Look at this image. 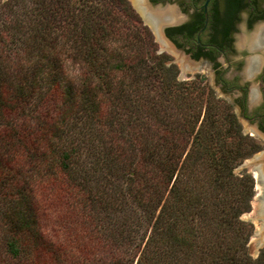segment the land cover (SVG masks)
<instances>
[{"label": "trees", "instance_id": "1", "mask_svg": "<svg viewBox=\"0 0 264 264\" xmlns=\"http://www.w3.org/2000/svg\"><path fill=\"white\" fill-rule=\"evenodd\" d=\"M127 0H0V264H264L256 150Z\"/></svg>", "mask_w": 264, "mask_h": 264}, {"label": "flooded vegetation", "instance_id": "2", "mask_svg": "<svg viewBox=\"0 0 264 264\" xmlns=\"http://www.w3.org/2000/svg\"><path fill=\"white\" fill-rule=\"evenodd\" d=\"M203 2L204 0H133L132 3L150 26H161V36L158 38L163 47L174 52L182 67L189 66L193 70L194 79L207 82L213 95L228 104L239 123L241 133L255 140L257 148L252 155L256 153L258 160L252 167L255 169L254 181L260 183L255 193V214L258 227L262 230L260 237L264 239V115H255L248 119L241 116L244 87L231 86L225 89L217 78L226 67L222 53L214 46L196 42L195 34L203 24ZM260 91L264 99V89L260 88Z\"/></svg>", "mask_w": 264, "mask_h": 264}, {"label": "water", "instance_id": "3", "mask_svg": "<svg viewBox=\"0 0 264 264\" xmlns=\"http://www.w3.org/2000/svg\"><path fill=\"white\" fill-rule=\"evenodd\" d=\"M202 14L195 40L222 53L226 67L217 78L225 89L244 87L241 116L264 115V0H204ZM151 28L161 36L160 25Z\"/></svg>", "mask_w": 264, "mask_h": 264}, {"label": "rangeland", "instance_id": "4", "mask_svg": "<svg viewBox=\"0 0 264 264\" xmlns=\"http://www.w3.org/2000/svg\"><path fill=\"white\" fill-rule=\"evenodd\" d=\"M127 2L129 4V6L132 8V10L139 17L141 23L144 24L148 28V30L150 31L151 36H152V41L154 43L156 51L157 52H163L166 55V57H167L166 63H168L170 61V62L175 64L176 69H177L176 78L178 80H183V81H188L190 79L196 80L192 77V75H194L193 70L191 68H189V66L187 68L182 67V65L176 59L174 52L172 50H169V49H166L165 47H163L160 39L155 35L150 24L141 18L140 14H139L140 12L137 10V8H135V6L132 3L133 0H127ZM187 64L190 65L189 63H187ZM202 73H204V72H202ZM195 75H197V74H195ZM203 85L209 88L207 82H203ZM245 135L248 136L247 134H245ZM248 137H250V136H248ZM250 138L255 143V140L252 137H250ZM252 154H254V153H250L248 156L244 157L233 168V172L238 173V172L244 170L252 178L253 194L251 195V198L249 200V209L247 211L242 212L239 215V218L249 224V231H248V235L246 237V241H245L244 246H245L246 253L248 255H250L251 257H254L260 249H264V239H262L260 237V235L262 234V230H261V228L258 227V218L255 214L256 209H257V197L255 196V193L258 191V187H259L260 183L258 181H254L255 169L252 167V165L258 160V158H256V156H255L256 153H255V155H252Z\"/></svg>", "mask_w": 264, "mask_h": 264}]
</instances>
